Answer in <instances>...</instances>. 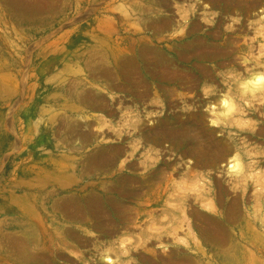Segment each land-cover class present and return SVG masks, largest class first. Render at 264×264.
Listing matches in <instances>:
<instances>
[{"label":"rangeland","instance_id":"1","mask_svg":"<svg viewBox=\"0 0 264 264\" xmlns=\"http://www.w3.org/2000/svg\"><path fill=\"white\" fill-rule=\"evenodd\" d=\"M235 2L0 0V264H103L104 250L117 264H197L203 254V264H214L235 237L206 239L208 223L237 217L230 226L239 227L255 211L264 224L263 97L251 100L257 114L232 131L211 129L210 106L223 112L218 101L235 91L233 78L264 75V1L243 15ZM162 19L168 26L156 31ZM192 26L197 32L183 41ZM216 35L220 44L237 43L232 60L199 65L173 50ZM245 43L253 47L249 55ZM160 52L187 77L166 82ZM196 112L207 114L206 131L216 143L252 156L247 181H230L236 152L216 168L199 167L167 138L144 141L159 122L172 130L175 119ZM116 149L113 165L82 173L89 160ZM189 170L198 182L179 191L175 185ZM255 256L247 264H264V256Z\"/></svg>","mask_w":264,"mask_h":264},{"label":"bare ground","instance_id":"2","mask_svg":"<svg viewBox=\"0 0 264 264\" xmlns=\"http://www.w3.org/2000/svg\"><path fill=\"white\" fill-rule=\"evenodd\" d=\"M245 1L244 0H236V2L234 4H232L233 7L236 5L235 7H238L240 9L239 13H241L242 15L245 14L246 12L251 11L254 8H258L263 3L264 0H247V2H245ZM228 6H230V5H228ZM236 10H238V9H236ZM248 14H251V13H248ZM162 21L160 20L158 22V23H161V24L156 23V25H155V27H156L155 30L156 31H163V30H165L166 26H168L167 25L168 24L167 20H163L162 19ZM195 25L196 24H194V26ZM196 30L197 29L195 27H193V26L191 28H188L187 31L185 32V39L183 41L189 40L191 37H193V35H194ZM243 31L241 30L239 32H243ZM261 33H263V32H261ZM260 36H261V34L258 31V35L256 36L257 37L256 39L258 40V38H260ZM217 37L220 38L221 36L216 35V36H209L206 39H202V38L201 39H194V40L192 39L193 41L190 40L189 41L190 43L182 44L179 47H177L176 50H175V48H173V50L176 51L177 54L181 58L184 59V61L185 60L196 61V62H198L199 65H200V62H204V61H207V60H212V59H215V58H220V57H223V56H224L223 58H225V59H227L229 57L227 59L228 61H229V59L232 60V58H230V57L235 54V48H233L232 45H236L237 46V43L236 42H232L231 43L232 44L231 47H230V45L226 46V45H223L224 43L220 44V43H218L216 41V39L214 40V38H217ZM233 40H235V39H233ZM262 40H263V38H262ZM260 42H262L261 45H260V51L261 50L264 51V41H260ZM252 48L253 47L251 46V44L248 45V44L245 43L244 47L242 48V52H244L245 54L247 53V55H249V54H251ZM173 50L171 51L170 49H167L168 52H172V53H173ZM155 53H157V52H155ZM247 55H246V57H247ZM158 56H162L163 57L161 52L158 54ZM163 58H164V62L165 63L160 68H162L164 70V72L166 73V75H168L166 77V82H171L172 79H175L177 76H180V78H182L183 74L180 75V72H177V70L174 69V65L171 63L170 58L169 57L168 58L163 57ZM155 61H157V59H155ZM224 63H226V62H224ZM261 64H263V63H261ZM256 65L257 66L260 65V63L258 62ZM191 67H192V65H191ZM156 71L157 70H154V72H156ZM201 72H202L201 74L204 75L206 78H208L210 76V73L208 74V70H206V69H203V71L201 69ZM131 75L135 76V74H133V73ZM257 75H263V74L258 71V73H254V74L250 75V77H248L246 79L242 78V77H238V75L233 78V81H235V83H236L235 91L232 93L230 98H225V97L221 96L222 99L220 100V102L218 101V105L220 106V109L222 107V110H223L222 113H219V114L213 113V111H216V109H214L213 107L211 108V106H210L209 111L212 112V114H213L212 115L210 113L212 115V120H213L211 122H214L213 123L214 126L213 125L211 126V129L213 131H216L215 128H217V126H219V125H221V127L223 129H228L229 128V130L232 131V129H230V128L237 126V123H239L241 119H244L249 114L254 115V116L257 114L258 111L255 109V107H253V102L251 103V100L256 98V97H263V99L260 98V100L262 99V101H263L264 100V87H260V88H255V87H250V86L242 87V85H245L246 82L251 81ZM185 77H187V76L184 75V77L182 79H184ZM168 79L170 81H168ZM163 91L166 92V87H165V90H163ZM167 92L170 93V88H168V87H167ZM208 94H210V92L207 91L204 95H208ZM211 94H213V93H211ZM90 100L91 101L95 100V104L98 105V99L90 98ZM99 101L102 102V98H99ZM204 101L205 100H203V102ZM209 101H211V100H209ZM212 101H213V99H212ZM205 102H207V100ZM244 102H246V104H244ZM206 105H208V104H206ZM214 106H215V104H214ZM263 118H264V115H263ZM175 122H176V126H174L172 128V130L169 128L170 130H167V131H166V126H167L166 123L167 122L165 120L159 122L155 127H153V128H156L155 130L151 131L153 134L145 136V138H143L144 141L145 142H150V143H152V142L159 143V142H162L161 139L167 138L169 141H171V142H173L175 144V147H178V150L182 151V154L185 157H187L188 154H189L192 157L196 158V163L200 165L199 167H204V166L208 165V166H215V168H216V166L218 165V163L221 162V160H223V159H225L227 157L229 158V156L232 153L236 152V154L234 153L235 155L231 158L232 161L228 165V175L231 176L230 177V181H232V183H234L237 186L239 184H242L243 182L247 181V179H248L247 176L249 175V174L247 175L248 169H250L251 167L254 168V166L251 165V163H247L246 160L250 161L252 159V156H250L249 154L242 153L241 151H238L237 148L235 149V148L229 147V146H226V148H225L222 145L216 143L213 139H211L210 138V136H211L210 132L206 131V127L207 126L205 127V124L207 122V114H205L203 112H196L194 117H192V119H188L187 118V119H184L183 121H179V122L175 119ZM119 154H120V152L116 149V150H112V152H110L109 154L108 153H103V154L99 155V157H97V156L95 157L94 156L96 159H94L93 161L89 160V164L86 163L87 165L84 166V168L85 167H88V168L84 169V171L82 173H90V171L92 169H96V170L97 169H103V168H107L108 166L113 165V163L118 158ZM258 165H259V163L256 162L255 166H258ZM79 175H80V173H79ZM81 175H83V174H81ZM181 177H182V182L180 181V183H177L175 185L176 188L178 187L179 191H180V189H182V187H181L182 185L183 186H185V185L187 186L189 184L192 185L193 183L197 184L196 182H198V179H199L200 176H199V174H197V172L189 170V172L183 173L181 175ZM201 177H203V176H201ZM258 178L259 177H257V179ZM122 181H124V179ZM130 183H131L130 180H126L125 181V185H127V186L130 185ZM133 183H132L131 186H134L135 188H137V185H135V182H133ZM116 184H118V183H116ZM258 184H260V186H264V181H262V182L258 181ZM260 195H262L261 192H260ZM95 198H96V196H95ZM95 201H97V200L95 199ZM91 204L94 205L95 202L93 201V203H91ZM92 209H93V207H92ZM94 210H95V208H94ZM259 210H257V211H259ZM170 211L171 210L169 209V212ZM177 212H179V213L182 212V209L178 210V208H177ZM254 212L253 213H248L247 218L244 220L245 223L243 225H240L239 227H233L232 228L230 226L234 222V219L237 220V217L236 218H233V217L232 218H230V217L228 218L227 217L228 219L224 218L219 224H209L208 223L204 227V232L203 233H204L205 238L208 239V240H212V239L215 240L216 239L217 240L216 242L224 241V240H227L228 238L230 239L231 233H233L234 237H235V238L233 237L234 240L231 241V243H230L231 246L229 245L230 246V247H228L229 249L227 250V252H225L226 255H224V256H222V257H220L218 259L219 263L214 262V264H247V259L248 258H249V260H252V259L256 258L255 255H257V254H259L260 256H264V231H262V229H264V224H263L262 220L260 219L259 214L256 215V217H255L254 216ZM103 215L106 216L105 214H103ZM160 221H162V220H160ZM167 221L171 222L170 217H168ZM231 229H232V231H230ZM173 231H174V228H168L167 229V232L168 233L170 232V234H174L175 232H173ZM259 231H261L263 233H261ZM65 235H67V233H65ZM75 237H74V239H75ZM70 238H72V237L70 236ZM140 241H139V243H140ZM241 241L244 243L245 247L242 246ZM193 242H195V241H193ZM177 243H178V241H177ZM208 243H209V241H208ZM220 245L221 244H219V245L217 244V246L216 245L215 246L218 247ZM243 248L244 249L246 248L248 250H242ZM252 249L255 250V253L252 252ZM104 251H106L105 252L106 254H104V255L102 254V263L103 264H117L116 259H114L111 256V253H109V251H107V250H104ZM122 253H124V252H122ZM124 254H127V253L125 252ZM202 254H203V252H202ZM203 256L205 257V254H203ZM203 256L201 255V257H202L201 259L202 260L197 262V264H203V262H204ZM188 258H190V257H188ZM185 259L187 260V258H185ZM100 260H101V255H100ZM213 260H214V258H213ZM163 263L166 264L165 262H163ZM195 263H196V261H195ZM168 264H190V262H185V261L181 262V263H179V262H172V263L169 262Z\"/></svg>","mask_w":264,"mask_h":264},{"label":"clouds","instance_id":"3","mask_svg":"<svg viewBox=\"0 0 264 264\" xmlns=\"http://www.w3.org/2000/svg\"><path fill=\"white\" fill-rule=\"evenodd\" d=\"M255 87V88H260L264 87V75H257L254 77L251 81L246 82L245 85H242V87Z\"/></svg>","mask_w":264,"mask_h":264}]
</instances>
